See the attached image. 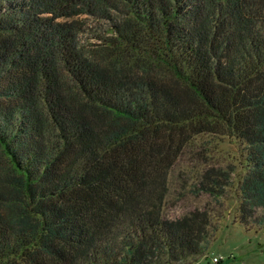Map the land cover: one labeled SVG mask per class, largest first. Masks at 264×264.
Returning a JSON list of instances; mask_svg holds the SVG:
<instances>
[{
  "label": "trees",
  "instance_id": "trees-1",
  "mask_svg": "<svg viewBox=\"0 0 264 264\" xmlns=\"http://www.w3.org/2000/svg\"><path fill=\"white\" fill-rule=\"evenodd\" d=\"M204 135L241 147L237 219L264 220V0H0V264H192L217 228L163 206Z\"/></svg>",
  "mask_w": 264,
  "mask_h": 264
},
{
  "label": "rangeland",
  "instance_id": "rangeland-1",
  "mask_svg": "<svg viewBox=\"0 0 264 264\" xmlns=\"http://www.w3.org/2000/svg\"><path fill=\"white\" fill-rule=\"evenodd\" d=\"M241 152V147L231 139L216 141L206 135L198 136L185 147L170 172L164 216L173 219L191 210H206L217 228L206 253L192 264H212L213 255L223 257L218 264H264V220L247 225L237 219L238 182L245 173ZM208 165L235 167L233 182L220 197L191 191L196 176ZM261 211L257 209L255 216Z\"/></svg>",
  "mask_w": 264,
  "mask_h": 264
},
{
  "label": "built area",
  "instance_id": "built-area-1",
  "mask_svg": "<svg viewBox=\"0 0 264 264\" xmlns=\"http://www.w3.org/2000/svg\"><path fill=\"white\" fill-rule=\"evenodd\" d=\"M223 260V257L222 256H218V255H213L211 257V262L212 264H218L219 262H221Z\"/></svg>",
  "mask_w": 264,
  "mask_h": 264
}]
</instances>
